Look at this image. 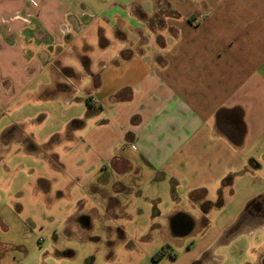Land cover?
I'll use <instances>...</instances> for the list:
<instances>
[{"label": "crops", "instance_id": "0c3cea01", "mask_svg": "<svg viewBox=\"0 0 264 264\" xmlns=\"http://www.w3.org/2000/svg\"><path fill=\"white\" fill-rule=\"evenodd\" d=\"M22 159L41 164L35 195L65 208L77 188L63 222L84 238L126 219L111 264L206 245L230 176L263 181L264 0H0V203L20 199L7 176ZM255 195L239 225L264 218ZM10 246L0 240V264Z\"/></svg>", "mask_w": 264, "mask_h": 264}, {"label": "rangeland", "instance_id": "374dc122", "mask_svg": "<svg viewBox=\"0 0 264 264\" xmlns=\"http://www.w3.org/2000/svg\"><path fill=\"white\" fill-rule=\"evenodd\" d=\"M42 110H48L47 106H43ZM45 113L43 111L41 114ZM21 161L17 175L7 176V185L17 190L15 196L20 199L0 203V240L11 244L4 258L5 263L34 264L44 260L45 264H111V250L117 252L123 244L118 241L117 235V241L114 239L116 232L112 234L111 231L115 227L117 229L118 224L124 225L126 219L119 215L117 221H108L102 225L96 223L91 231L95 239L84 238L87 231L77 232L73 223L66 226L63 222L66 210L73 207L78 199L77 188L63 200L65 208L58 206L60 201L56 200L54 192L50 194L39 191L35 195L33 175L37 176L41 171V164L35 163L34 174L30 168L31 160ZM230 177H233L230 180H237L235 186H224L215 196L216 199L223 197L227 208L224 214H216L208 226V236L212 239L204 245L205 239L201 240V236L193 237L187 245L193 246L192 250L177 247V260L169 264H185L189 253L194 254L195 264H264V218L257 221L258 225L250 227L239 225L238 219L234 221L231 218L250 195L258 192L264 195V174L262 182L253 180L258 175H250V180L243 175ZM53 178L59 187L73 182L71 178L67 182L63 173L55 172ZM252 181L255 182L252 184ZM248 183L252 187L249 190ZM37 185L38 189L43 190L39 183ZM226 220L229 222L225 223ZM67 247L75 248L74 257L61 255ZM140 254L141 251L128 256L124 253L121 255L119 251L114 264H145V258Z\"/></svg>", "mask_w": 264, "mask_h": 264}, {"label": "trees", "instance_id": "16d2710c", "mask_svg": "<svg viewBox=\"0 0 264 264\" xmlns=\"http://www.w3.org/2000/svg\"><path fill=\"white\" fill-rule=\"evenodd\" d=\"M167 254V249L166 248H162L161 250H159L153 257V260L158 261L161 258H163L165 255Z\"/></svg>", "mask_w": 264, "mask_h": 264}, {"label": "flooded vegetation", "instance_id": "af4514ba", "mask_svg": "<svg viewBox=\"0 0 264 264\" xmlns=\"http://www.w3.org/2000/svg\"><path fill=\"white\" fill-rule=\"evenodd\" d=\"M255 208L258 211V215L264 217V201L260 202Z\"/></svg>", "mask_w": 264, "mask_h": 264}, {"label": "built area", "instance_id": "2783aa9c", "mask_svg": "<svg viewBox=\"0 0 264 264\" xmlns=\"http://www.w3.org/2000/svg\"><path fill=\"white\" fill-rule=\"evenodd\" d=\"M94 101H97L96 99H94Z\"/></svg>", "mask_w": 264, "mask_h": 264}]
</instances>
